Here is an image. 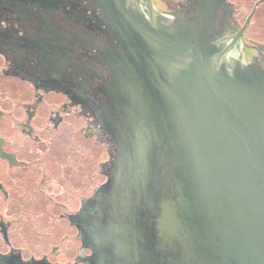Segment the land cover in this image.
Listing matches in <instances>:
<instances>
[{
    "label": "water",
    "instance_id": "95a60500",
    "mask_svg": "<svg viewBox=\"0 0 264 264\" xmlns=\"http://www.w3.org/2000/svg\"><path fill=\"white\" fill-rule=\"evenodd\" d=\"M111 10L128 59L117 159L84 214L88 264H264V72Z\"/></svg>",
    "mask_w": 264,
    "mask_h": 264
},
{
    "label": "flooded vegetation",
    "instance_id": "af4514ba",
    "mask_svg": "<svg viewBox=\"0 0 264 264\" xmlns=\"http://www.w3.org/2000/svg\"><path fill=\"white\" fill-rule=\"evenodd\" d=\"M115 2L264 72V0H0V264H88L84 214L117 159L128 59Z\"/></svg>",
    "mask_w": 264,
    "mask_h": 264
}]
</instances>
